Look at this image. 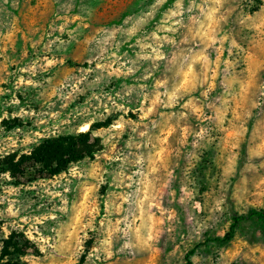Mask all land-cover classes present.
I'll return each instance as SVG.
<instances>
[{"label":"rangeland","instance_id":"1","mask_svg":"<svg viewBox=\"0 0 264 264\" xmlns=\"http://www.w3.org/2000/svg\"><path fill=\"white\" fill-rule=\"evenodd\" d=\"M258 210L264 0H0V263L264 264Z\"/></svg>","mask_w":264,"mask_h":264},{"label":"trees","instance_id":"2","mask_svg":"<svg viewBox=\"0 0 264 264\" xmlns=\"http://www.w3.org/2000/svg\"><path fill=\"white\" fill-rule=\"evenodd\" d=\"M249 216H255V217H258L262 220H264V210H258V211H253L250 213ZM243 218H246L244 216H237V217H234L233 220H232V224L229 228V231L228 233L225 235V237L223 239L225 240H228L229 237L232 235V233L234 232V229L236 227V225L240 222V220H242ZM223 239H220V240H223ZM219 240V239H217ZM82 260V259H81ZM82 262V261H81ZM0 264H16V263H11V262H5V263H0ZM186 264H191V262L187 261Z\"/></svg>","mask_w":264,"mask_h":264},{"label":"bare ground","instance_id":"3","mask_svg":"<svg viewBox=\"0 0 264 264\" xmlns=\"http://www.w3.org/2000/svg\"><path fill=\"white\" fill-rule=\"evenodd\" d=\"M84 130H86V128Z\"/></svg>","mask_w":264,"mask_h":264}]
</instances>
